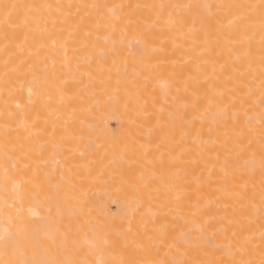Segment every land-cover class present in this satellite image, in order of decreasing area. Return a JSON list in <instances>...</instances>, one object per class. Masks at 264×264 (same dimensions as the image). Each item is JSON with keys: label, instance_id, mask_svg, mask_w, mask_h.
Masks as SVG:
<instances>
[{"label": "bare ground", "instance_id": "bare-ground-1", "mask_svg": "<svg viewBox=\"0 0 264 264\" xmlns=\"http://www.w3.org/2000/svg\"><path fill=\"white\" fill-rule=\"evenodd\" d=\"M0 264H264V0H0Z\"/></svg>", "mask_w": 264, "mask_h": 264}, {"label": "rangeland", "instance_id": "rangeland-1", "mask_svg": "<svg viewBox=\"0 0 264 264\" xmlns=\"http://www.w3.org/2000/svg\"><path fill=\"white\" fill-rule=\"evenodd\" d=\"M112 125L115 126V123H112ZM162 147H163V146H162ZM160 148H161V147H160ZM160 148H159V149H160ZM163 149L167 150V149L165 148V146L163 147ZM163 149H161V150H163ZM165 150H164V151H165ZM159 151H160V150H159ZM168 151H169V150H168ZM168 151H167V152H168ZM159 153H160V152H159ZM162 153H163V152H162ZM163 154H164V153H163ZM166 154H167V153H166ZM166 154H164V156H166ZM157 156H158V155H157ZM160 156H161V153H160ZM160 156H159V157H160ZM162 156H163V155H162ZM162 156H161V157H162ZM167 156H169V155H167ZM165 158H167V157H165ZM159 159H160V158H159ZM160 160H161V159H160ZM168 160H170V159L168 158ZM168 160H166V161H168ZM162 161H165V159H163ZM159 163H160V161H159ZM159 163H158V164H159ZM164 163H165V162H164ZM158 164H157V165H158ZM161 164H162V163H161ZM168 164L170 165V162H168ZM168 164H167V162H166V164L163 165V166H165V167L168 166V167H169ZM166 165H167V166H166ZM160 166H161V165H160ZM160 166H159L158 168H160ZM158 168H157V169H158ZM163 169H164V168H163ZM163 169H162V170H163ZM166 169H167V168H166ZM166 169H165V170H166ZM52 195H53V194H52ZM52 197H53V198H56L55 196H52ZM154 220H155V218H154ZM154 220H153V221H154ZM156 220H157V219H156ZM160 220H161V219H159V221L157 220V221H158V224H157V223H154V222H156V221L152 222V220H151V222L149 221L150 224H148L149 222L146 223V224L148 225V226H146V228L150 230V231H149V232H150V235H151V234L153 235V229H152L153 225H154V224H155V225H156V224H157V225H160V224H159ZM167 221H168V220H167ZM167 221H166V219H164L162 222H167ZM151 223H153V224H151ZM160 223H161V222H160ZM161 224H162V223H161ZM163 224H164V223H163ZM178 224H179V225H177V230H178L179 228H182V229L185 230L184 226L181 227V224H182V223L179 222ZM185 224H186V223H185ZM155 225H154V226H155ZM144 226H145V225H144ZM149 226H152V227L149 228ZM185 226H186V225H185ZM156 227H157V226H156ZM156 227H155V228H156ZM158 227H160V226H158ZM158 227H157V228H158ZM163 227H164V226H163ZM165 227H166V226H165ZM160 228H161V227H160ZM167 228H170V227H167ZM175 229H176V228H175ZM175 229H170V230H172V232H171L169 229H166V231L168 230V231H169V234H171V233L175 232V231H173V230H175ZM161 230H163V229H161ZM180 230H181V229H180ZM154 231H155V230H154ZM157 231H158V230H157ZM178 231H179V230H178ZM178 231H177V232H178ZM158 232H159V231H158ZM158 232H157V233H158ZM162 232H163V231H162ZM184 232H185V231H184ZM155 233H156V231H155ZM159 233H160V232H159ZM175 234H177V233L175 232ZM156 235H157V234H156ZM173 235H174V234H173ZM173 235H171V237H172ZM167 236L170 237V235H167ZM167 236H166V237H167Z\"/></svg>", "mask_w": 264, "mask_h": 264}]
</instances>
